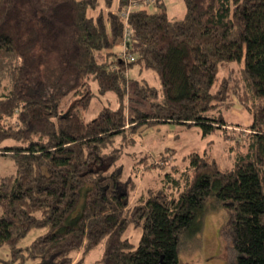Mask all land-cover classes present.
I'll list each match as a JSON object with an SVG mask.
<instances>
[{"label":"trees","instance_id":"1","mask_svg":"<svg viewBox=\"0 0 264 264\" xmlns=\"http://www.w3.org/2000/svg\"><path fill=\"white\" fill-rule=\"evenodd\" d=\"M184 2L182 17L161 1L132 12L125 61L127 0H0V156L15 164L0 176V247L12 261L85 264L101 248L89 264H182V236L202 230L213 200L230 212L231 264H264V0ZM131 67L154 70L160 86ZM236 103L252 121L231 166L190 153L130 202L135 182L116 162L132 134L181 125L231 136L224 112ZM132 222L135 247L123 238ZM35 228L44 232L21 246Z\"/></svg>","mask_w":264,"mask_h":264},{"label":"rangeland","instance_id":"2","mask_svg":"<svg viewBox=\"0 0 264 264\" xmlns=\"http://www.w3.org/2000/svg\"><path fill=\"white\" fill-rule=\"evenodd\" d=\"M161 3L169 16L182 17L186 12L184 0H162ZM159 7L160 5L155 10ZM130 75L132 78L146 77L153 85L160 86L156 72L152 69L140 72L138 67H131ZM92 89L96 93L98 92L95 83L92 85ZM109 95L100 98L94 97L89 116L96 115L102 106L108 103ZM76 99V96H71L62 113L71 109ZM224 116L231 124L230 132L233 133L231 136L219 132L204 135L197 126L184 127L181 125L153 126L132 134V143L129 142L128 146H125L126 148H122L125 153L116 162V166L124 174V179L128 178L130 183L135 182L136 189L130 191V202L133 201L132 197H135L146 187L160 185L163 171H166L172 163H184L190 153H208L222 166H231L234 151L232 146L235 143V137L238 136L240 139L248 131L252 114L246 107L236 103L232 109L224 112ZM116 146L119 147L120 144H116ZM13 171H15L13 160L10 157L0 156V176ZM123 184H126V181L122 182L121 187ZM230 220V212L222 204L210 201L203 217L202 230L192 238L184 234L182 236L179 247L180 262L182 264H231L237 253L233 247ZM42 232H44L42 229H32L19 244L21 246L29 245ZM141 235L142 226L132 222L125 229L123 238H128L135 247L139 243ZM101 252V248L92 251L85 264H89ZM0 257V264H18L17 261L11 260L12 254L8 245L0 247ZM26 264H31V262Z\"/></svg>","mask_w":264,"mask_h":264},{"label":"built area","instance_id":"3","mask_svg":"<svg viewBox=\"0 0 264 264\" xmlns=\"http://www.w3.org/2000/svg\"><path fill=\"white\" fill-rule=\"evenodd\" d=\"M161 0H127L125 7L120 11V18L123 23L124 31L123 36L118 45V57L125 61L135 60L134 54L130 51L133 44V30L130 25V15L132 12L147 8L155 10L159 6Z\"/></svg>","mask_w":264,"mask_h":264},{"label":"crops","instance_id":"4","mask_svg":"<svg viewBox=\"0 0 264 264\" xmlns=\"http://www.w3.org/2000/svg\"><path fill=\"white\" fill-rule=\"evenodd\" d=\"M162 1V0H161Z\"/></svg>","mask_w":264,"mask_h":264}]
</instances>
